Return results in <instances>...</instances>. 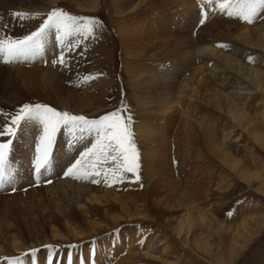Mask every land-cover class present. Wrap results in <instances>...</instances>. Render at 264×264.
I'll return each instance as SVG.
<instances>
[{
  "label": "bare ground",
  "instance_id": "6f19581e",
  "mask_svg": "<svg viewBox=\"0 0 264 264\" xmlns=\"http://www.w3.org/2000/svg\"><path fill=\"white\" fill-rule=\"evenodd\" d=\"M52 1L58 3L57 0H48V2ZM113 1L116 4L114 14L118 15L117 20H114L113 23L117 28L122 53L127 57L123 70L126 81L131 87L130 90L132 89L134 94L132 101L138 111L142 113V115L134 118L138 139L145 142L147 150L145 157L140 155L138 151L139 155L146 161H143V166H141L140 179L133 184L131 177H127L125 174L124 182L115 183L111 187L101 178L99 184L92 183L91 180H79L81 187H76L60 181L61 183L48 184L47 188L37 190L36 192L41 191V194L46 191L47 195L50 196L48 199L54 202H65V209L69 212L62 215L61 223L67 237L58 234L60 227L55 222L51 225L49 237L22 247L18 244L19 236L15 235L14 238L8 240L12 245V249L9 251L22 252L31 246L40 247L45 243L65 242L70 237L72 242H81V246L84 243L82 250L86 255H89L90 262L103 259L106 263H112V260L121 252H127L130 257V264H141L142 260L136 261L138 257L143 258L144 255L145 258H149V254L154 249L156 255L152 256L151 260L157 261L159 264H182L185 253L194 259L193 262L187 260L186 264H219L218 259L207 248L209 246L207 241L201 242L200 239L206 226L203 223L204 216L201 214V208L210 205L211 202L210 195H205L207 188L201 182L202 187L198 193L182 192L180 185L176 184L181 179L175 180L173 168L175 169V164L176 168L181 170L180 177L184 176L186 178L185 183H188L191 180H188L190 178L187 176L193 175L197 169L196 166L202 167L203 164H212L213 161L218 160V165L222 170L223 165H227L247 182L250 181V176L246 175V172L239 166L240 164L244 165V161L234 158L230 152V147H232V141L234 143L246 138L250 147L245 146V154L249 157L250 162L255 165L261 158L255 150L257 148L264 150V12L258 16L259 22L248 26L249 23L239 18L224 16L226 14L216 10L219 9L218 5H211L213 0L211 3L207 1L206 4L211 5L208 11L213 9L220 11V14L217 13V17L221 18V21L224 20V27L218 34H214L212 28L206 26L204 30L200 29L195 35L193 34L195 38L191 35L186 38V36L179 37V28L184 27L189 34H192L195 25L197 26L195 10L197 7L201 10L205 9L203 0H194L193 2L192 0H170L169 4L173 5L172 8H176L177 13L180 14L177 17L179 21L175 23L176 29L174 26L173 28L163 27L160 32L157 31L158 25L155 28L152 24L159 22H153L149 17L150 13L147 15L148 23L142 20L145 17H139L138 12L142 10V5L147 4L150 0ZM99 4V0H82L80 3H76V6L77 9H81V12H89L97 10ZM158 16H164V14ZM260 18L262 19L260 20ZM207 29L210 30L204 33ZM218 36L230 40L231 43L229 44H234L233 46H239L238 50H247L246 54L252 51L255 53L245 59L244 56L238 55L237 51H232V47L229 51H224L220 46L223 40ZM89 37L91 41L92 38ZM154 41H158V44L150 45ZM68 42L70 41L68 40ZM78 42L85 45V41L80 40ZM56 43H58L57 40ZM70 59L72 60V57ZM242 60L246 63H242ZM74 63L75 68L74 70L71 68V70H78V76H80L81 72L85 70L82 66L78 67L79 61ZM213 63L216 65L209 68V65ZM65 66L67 67V65ZM56 68H54L55 70L44 69L40 71L55 73L58 70ZM90 69L89 71H91ZM68 70L70 69L68 68ZM205 73L210 74L213 79H208ZM99 83V81L98 83H90L86 86L87 88L90 87L89 90L81 91L82 102L80 103L83 104L82 107L89 109L90 107L105 108L101 107L97 101L105 100L110 90L106 88L112 83H108L109 85L101 84L103 82ZM35 85L42 87L44 84L35 83ZM239 85L240 87H238ZM97 89L101 91L98 90L99 93H97ZM230 89H234V91ZM89 92H92L93 95H90ZM75 94L78 96V93ZM156 94L164 96L160 104L156 103ZM149 99L150 101L146 102ZM59 106L69 110L64 105ZM111 106L113 104L108 107ZM75 107L78 108L80 105ZM177 113L182 115V119L176 115ZM166 127L167 129H165ZM40 133L41 128L34 123L30 124L24 143L30 142L33 145ZM171 133L174 140L172 141L173 146L169 143ZM141 140H138L139 143H142ZM67 142L69 143L65 142V145L68 147L71 143L70 141ZM92 142L91 138L77 144L74 141L77 148H80L79 152H82L87 145L90 146ZM141 147H138L139 150ZM65 157L66 155L60 157L59 168L63 169L67 163H70V161L65 160ZM105 167H112V165L108 164ZM189 168L192 170L189 171ZM260 170L264 172V163L260 165ZM14 172L12 175L16 174H13ZM263 172L259 177L264 180ZM218 178L222 181L224 176L219 174ZM48 179L49 177L45 180L48 181ZM78 182L76 180V183ZM262 185L264 186V182ZM64 189L67 193L76 194L68 202H66V197L62 195L65 193L63 192ZM54 194L58 196L57 199L53 197ZM24 195L29 194L25 193ZM40 196H37L39 201L43 199L42 195ZM196 196L199 197L196 198ZM178 213L180 215L177 216ZM194 216H197V224L192 222ZM247 217L253 218L254 213L242 215L239 219L244 220ZM168 219L169 226H163L162 222ZM136 222L146 225L152 224L162 237L160 239L157 237L147 238L145 233L143 235L142 232L138 234L134 230L135 235L128 228L129 224ZM226 225L221 224L220 226ZM239 227V223H234V231L233 234L231 233L230 240L235 235H240ZM208 228L211 229L212 226L209 224ZM111 231L113 232L110 233ZM10 233L6 232L7 235ZM162 240L164 242H160L161 244L157 249L156 245ZM169 240L173 245L169 243ZM74 246L77 247V245ZM71 250L69 249V253ZM137 251L141 255L136 256ZM200 252H203L201 254L205 256L211 254L210 259L206 258V260L199 256ZM3 253L4 251L0 247V255ZM68 256L69 261L67 260L66 264H74L72 262L73 255L70 253ZM41 262L43 263L40 257L38 264H42ZM147 262L146 264L150 261ZM23 264L33 263L26 261ZM220 264L228 263H225L223 257Z\"/></svg>",
  "mask_w": 264,
  "mask_h": 264
},
{
  "label": "rangeland",
  "instance_id": "374dc122",
  "mask_svg": "<svg viewBox=\"0 0 264 264\" xmlns=\"http://www.w3.org/2000/svg\"><path fill=\"white\" fill-rule=\"evenodd\" d=\"M57 1L58 3H55L53 1L48 2V0H0V39H6L8 37L22 38L24 35L35 31L47 18V15L55 8H59L69 15L94 18L95 20V35L94 37L91 36V41L89 39L90 37L85 39L79 35H77V37H71V40L70 37L67 39L66 42H68V40L70 42L72 40L77 41V38L78 41H85V45H82L80 44V42H78L75 50L68 53V55L72 57V60L68 59L66 62V65L70 70H68L66 66H63L64 68L60 67L61 65L59 63L55 65L52 63L53 59L57 58V53L60 50L59 44H55L56 33L54 31L49 33L42 54L36 56L34 59L24 61L16 60L11 63H5L3 61V58L0 57V130L3 129L4 125H6L10 121L11 117L14 116L19 108L24 104L40 103L51 106L61 112L66 111L73 115H83L89 119L99 118L106 113L124 107L126 109V112L132 117L131 130L133 132V138L136 147L140 152V155H144L145 157V153H147L146 146L144 144L145 142L141 139H138L134 124V118L142 115V113L138 111L137 107H135L132 101L134 94L132 89L130 90L131 87L126 81L125 71L123 70L125 58L127 57L122 53V46L117 36V28L113 23L114 20H117L116 18L118 16L114 14L116 10V4L113 0H99L100 4L97 10L81 12V9H77L76 3H80L82 0ZM193 1L194 0H192V2ZM203 1L205 2V9L201 10L197 7V10H195L197 14L195 19L197 20V26L195 25L192 34H189V32L186 31L184 27H180L179 37L186 36L187 38V36L190 35L194 37L193 34L195 35L200 29L204 30L206 26L211 27L214 34H218L219 31L222 30L225 23L223 22L224 20L221 21V18L217 17V13L219 12L220 14V11H214V9L208 11V8H210L211 5H217L215 0H213V4L211 5L206 4L207 1L208 3H210L209 0ZM169 3L170 0H150L147 4L142 5V10L138 12L140 14L139 17L141 18L143 16V18H147V15H149L150 13L149 17L153 20V22H159L156 24L152 23L154 24L155 28L158 25V32H160L163 27L173 28L174 26V28L176 29L177 26L175 23L179 21V18L177 17H179L180 14L177 13L176 8H172L173 5H170ZM32 8L33 10H31ZM4 9H6L7 11ZM16 13H26L27 18L22 19L19 16L15 15ZM151 13L154 14L152 15ZM205 13L206 16L204 15ZM159 14H164V16H158ZM224 16L227 17V15ZM145 18L142 20H145L148 23V18ZM256 19L257 20H254L253 23L248 24V26H252L255 23L259 22V17ZM261 19L262 18H260V20ZM200 20L203 22L201 23ZM144 24L147 25L146 23ZM209 30L210 29L205 30L204 33H207ZM219 38L223 40L221 41L223 45L221 49H224V51H229L232 47V51H237L236 53L238 55L244 56L245 59H248V57H251L252 54L255 53V51H252L249 54H246L247 50H238L239 46H233L234 44H229L231 43L230 40L223 37ZM154 44H158V41L150 43V45ZM97 47L100 48L98 49ZM86 48L87 50H85ZM98 53H100L101 55H99ZM84 55L86 56L84 57ZM77 61H79V63L77 64L78 67L82 66V68L85 70L81 72L80 76H78V70L73 71L75 68L74 62ZM242 63L245 64L246 62H243L242 60ZM215 65L216 63L210 64L209 68ZM58 67H60L61 69H58ZM54 68L58 69L57 71H55V73H47L48 71L43 73V71H40L44 69L55 70ZM71 68L73 70H71ZM89 68H91V71H89ZM205 76L208 79H213L210 74L205 73ZM83 81L84 83H82ZM98 81L100 83L103 82L101 84L104 85H109L108 83H112L108 88H106L110 90L108 91L105 100L97 101L99 102L101 107L103 106L105 108L96 109L90 107L89 109L88 107H82L83 104L80 103L82 102V97L80 94L81 91L84 92L86 89L89 90L90 87L87 88L86 86L93 82L98 83ZM35 83H41L44 85L42 87L36 86ZM238 87H240V85ZM98 90L101 91L100 89H97V93H99ZM230 90L234 91V89ZM74 92L78 93V96ZM89 93L90 95H93L92 92ZM163 98L164 96L162 94H156V103L160 104ZM149 101L150 99L146 102ZM111 104H113V106L108 107ZM59 105H64L68 107L69 110L60 107ZM76 105H80V107L77 108L75 107ZM186 111L189 112V110ZM176 115H178V117H181L182 119V115L180 113H177ZM36 125L40 128L38 124ZM22 127L24 130L23 132L17 133V138L13 142L12 152L10 153L11 175L6 183L0 185V247H2L4 251V253L0 255V264H23L26 261H31V263L33 264H38V260L40 257L43 261V263L41 262L42 264H66L69 261L68 255L70 253L73 255L72 262L74 264H130V257L127 255V252H121V256L119 255L115 257L112 260V263H106L103 259H98L96 261L94 260L93 262H90V260L88 259L89 255H86L82 250V246H84V243L81 246V242H72L69 239L70 237H68L67 241L65 242L61 241L56 243H45L40 247L31 246V248L27 247V249L23 250L22 252L9 251L10 249H12V245L8 240L14 238L15 235L19 236L18 244L22 247L29 243H34L38 240L49 237L51 225L55 222H57L60 227L58 234L67 237L64 229H62L61 223L62 215L69 212V210L65 209V202H54L48 199L50 198V196L47 195L46 191H44L42 194L41 191H36L41 188H47L46 186L48 184L52 185L53 183L56 184L58 182L66 183L70 186L74 185L76 187H81V181L65 176L64 173L67 169V166H70L69 164L74 162L73 160L79 158L78 155H80L81 152H79L80 148L78 149L76 144L80 143V141L83 142L84 140L74 139L66 129H62L56 137L51 165L46 170L42 171L40 178V176H36L33 168V163L36 155L35 146L36 143H38L39 138L37 140L35 139L36 142L33 145L30 142L28 144L24 143L29 125L26 127L22 125ZM165 129H167V127ZM172 135L173 134L171 133L169 143L173 146L172 141L174 140L172 138ZM66 137H68L69 139H67ZM8 139H10V137L8 136L0 137V142H5ZM59 140L61 141L59 142ZM138 140H141L142 143H139ZM67 141H70L72 145L69 144L70 146L68 145L67 147L65 145V142L69 143ZM74 141L75 143L77 141L79 142L75 144ZM24 144L25 147H23ZM231 146L232 147H230V152L232 156L236 159L244 161V165L240 164L239 166L246 172V175L248 174L250 176L249 182L239 176L236 172H233V170H231L227 165H223L224 168L222 170L218 165V160L213 161L212 164H203L202 167L196 166L197 169L195 168L196 170L193 175L189 174L187 176L188 178H190L188 180H191L188 183H185L186 178H184V176L180 177L181 170H178L176 168V165L172 161L175 166V169L173 168V175L175 180H178L179 178L181 179V181H178L176 184L180 185V189L184 193H198L202 187L201 182H203L206 186L207 193H205V195H210L211 202L210 205L201 208V214L204 216L203 223L206 224V226L205 230H203V234L200 236V239L201 242L205 240L207 241L209 245L207 248L210 250V253L218 259L219 264L221 258L223 257L225 258V263L228 264H264V186L262 185L264 180L259 177L263 172L260 170V165L264 163V150L259 148L255 150L261 157L259 159V162L255 165L250 162L249 157L245 154V146L250 147L248 141H246V138L234 143L232 141ZM86 147H88V145ZM138 147H141V150H139ZM63 155H66V159H63L70 161V163H67L68 165L66 164V167L62 169L58 166L60 164L59 159ZM143 159V157H139L141 169H139V173L140 171H142L141 166H143ZM191 170L192 168H189V171ZM32 171L33 175L31 174ZM12 172H14L13 174H16L12 175ZM46 174L50 176L48 180H51V183H46V180L44 179V176ZM219 174H222V176H224V179L222 181H220V179L218 178ZM126 176L131 177V174H127ZM76 180L77 182H79L76 183ZM134 183L135 182H133V184ZM63 192H65V189L63 190ZM25 193L29 195L25 196ZM38 195H42L43 197V199L40 200L41 202L37 198ZM62 195L66 197V202H68L70 201V198H73L76 194L65 192ZM199 196H196V198H198ZM53 197H55L56 199L58 198V196H56L55 194L53 195ZM253 213V218H255V220L250 217H247V219L244 220L239 219V217L242 215H250ZM176 215L178 216L180 215V213ZM193 218L194 220L192 222L197 224V216H194ZM233 222L239 223L240 235H235L233 239L230 240L231 233L234 231ZM209 224L212 226L211 229L208 228ZM221 224L227 225L221 227ZM149 225L150 224L146 225L136 222L129 224L128 229L130 232H134L135 235V231H137L138 234L140 232H142V235L143 233H145L144 235L147 238L157 237L160 239L162 235L158 232V230H156V227L154 228L152 224L150 226ZM162 225L168 227L169 219L164 220L162 222ZM151 227H153L154 229ZM131 228L132 230H130ZM6 232L11 233L7 235ZM112 232L113 231H111L110 233ZM160 242L162 243L164 242V240L159 241L157 244L158 246L156 245V248H159V245L161 244ZM74 245H77V247ZM202 248L204 249V246ZM69 249L71 250L70 253ZM73 249L76 250L74 251ZM173 251L176 252L174 249ZM196 251L197 250L195 249V252ZM154 252L156 251L153 249L149 254L150 260L148 257H146V259L144 255L143 258L138 257L137 260L136 258L134 259L139 262L142 260L140 262L141 264H146L147 261H150L149 263L147 262L148 264H159L157 261L151 260L152 256L156 255ZM124 253L128 257L123 255ZM177 253L180 254L179 251H177ZM201 253L203 252H200V254L198 255L203 257L204 259H210L211 254L205 256ZM81 255L83 258L81 257ZM135 255L138 256L141 255V253L138 252ZM183 258L184 259H182V264H186L187 260H190V262H193L192 260H194L190 255L186 253L183 254ZM25 259L28 260L25 261Z\"/></svg>",
  "mask_w": 264,
  "mask_h": 264
},
{
  "label": "snow or ice",
  "instance_id": "6c2138e0",
  "mask_svg": "<svg viewBox=\"0 0 264 264\" xmlns=\"http://www.w3.org/2000/svg\"><path fill=\"white\" fill-rule=\"evenodd\" d=\"M215 2L222 13L249 24L264 12V0H215ZM15 15L22 19L27 18L26 13ZM204 15L206 16V13ZM94 28V18L69 15L55 8L35 31L22 38L0 39V57L5 63L34 59L42 54L49 33L54 31L60 50L52 63L65 66L70 59L68 53L75 50L78 45V41L66 42L67 39L77 35L85 39L89 36L94 37ZM33 123L41 128L33 163L37 177L50 167L57 134L66 129L74 139L91 138L93 142L67 167L65 176L77 180H91L95 184H99L102 178L109 187L124 182L125 174H131L132 182L139 181V152L131 130L132 117L124 107L99 118L89 119L83 115L61 112L51 106L36 103L21 106L0 130V137H10L7 141L0 142V185L6 183L11 175L10 153L17 133L23 132L22 125L26 127ZM108 164L112 167H105ZM46 183H51V180Z\"/></svg>",
  "mask_w": 264,
  "mask_h": 264
}]
</instances>
